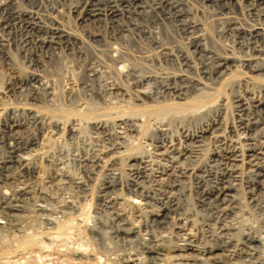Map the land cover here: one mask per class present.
Instances as JSON below:
<instances>
[{
	"label": "rangeland",
	"instance_id": "374dc122",
	"mask_svg": "<svg viewBox=\"0 0 264 264\" xmlns=\"http://www.w3.org/2000/svg\"><path fill=\"white\" fill-rule=\"evenodd\" d=\"M91 263L264 264V0H0V264Z\"/></svg>",
	"mask_w": 264,
	"mask_h": 264
},
{
	"label": "bare ground",
	"instance_id": "6f19581e",
	"mask_svg": "<svg viewBox=\"0 0 264 264\" xmlns=\"http://www.w3.org/2000/svg\"><path fill=\"white\" fill-rule=\"evenodd\" d=\"M179 96V95H178ZM184 96H185V94H184ZM201 133H202V131H201ZM193 135H195V134H193ZM255 151V150H254ZM258 151V150H257ZM193 152V151H192ZM250 152H251V150H250ZM253 152V151H252ZM180 153V152H179ZM231 153V152H230ZM240 153V152H239ZM239 153H237V152H234V154H233V157H235L233 160L234 161H237V163L239 162L240 163V161H241V157L240 156H242L243 154H239ZM242 153V152H241ZM258 153V152H257ZM105 154V153H104ZM252 154V153H251ZM256 154V153H255ZM230 157H232V156H230ZM232 157V158H233ZM241 158V159H240ZM100 159V158H99ZM240 159V160H239ZM84 160V159H83ZM133 159H131V161H132ZM144 160V159H143ZM239 160V161H238ZM174 161V160H173ZM233 161V162H234ZM83 163H84V166L86 165V169H84L85 170V172H87V169H89V167L92 165V167L94 166V165H96V166H99L100 164V162H101V160L100 161H98V162H95V160L92 162V161H89V160H84V161H82ZM115 162V161H114ZM148 163V162H147ZM175 163V162H174ZM237 163H236V165H237ZM146 164V163H145ZM161 165V164H160ZM193 165V164H192ZM234 165V164H233ZM232 165V166H233ZM148 166L149 165H145V168L147 169L148 168ZM201 166V165H200ZM237 166H239V164L237 165ZM199 167V166H198ZM242 167V166H241ZM96 168V167H95ZM197 168V167H196ZM200 168V167H199ZM232 169V168H231ZM152 170V169H151ZM192 170H195V169H192ZM190 171V169H182V173H188ZM233 172V171H232ZM237 173V172H236ZM239 174V173H238ZM72 178V177H71ZM79 179V178H78ZM74 180V179H73ZM78 180H77V178H76V182H77ZM79 182V181H78ZM27 190V189H26ZM26 190H25V188H19V194L20 193H25L26 192ZM18 193V192H17ZM27 193V192H26ZM116 200V199H115ZM114 200V201H115ZM135 200V199H134ZM133 200V201H134ZM139 200H142V199H139ZM108 201V200H107ZM128 202V201H127ZM134 202H137V201H134ZM140 202V201H139ZM110 203V202H109ZM129 203V202H128ZM143 203V202H142ZM134 204H137V203H134ZM141 204V203H140ZM140 204H139V206H140ZM143 205H144V203H143ZM147 204L145 203V206H146ZM113 206V205H112ZM131 206V205H130ZM135 206V205H134ZM138 206V207H139ZM132 207H133V203H132ZM136 207H137V205H136ZM136 207H135V209H136ZM146 208H147V206L145 207V209L144 210H146ZM141 209V208H140ZM133 210H134V208H133ZM142 210V209H141ZM140 211V210H139ZM149 211V210H148ZM155 211V210H154ZM124 212V211H123ZM141 212H144V211H141ZM153 212V211H152ZM150 213V212H149ZM149 213L147 212V214H148V216H149ZM141 214V213H140ZM152 214V213H151ZM151 214H150V216H151ZM141 216H143V215H141ZM154 216V215H153ZM147 217V216H146ZM157 218V217H156ZM130 220V219H129ZM91 225H92V223H91ZM36 238H32V237H29V238H27V239H25V242H24V244H26V245H32V244H34V243H36ZM193 248L194 247H188V248H186L187 250H193ZM196 249V248H195ZM78 255V254H77ZM81 255H83L84 256V252H83V254H81ZM86 255V254H85ZM82 257V256H81ZM85 257V256H84ZM92 264V263H91Z\"/></svg>",
	"mask_w": 264,
	"mask_h": 264
}]
</instances>
